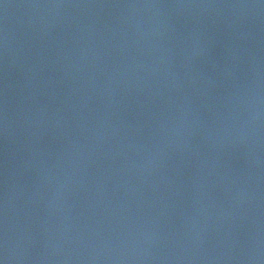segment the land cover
Returning <instances> with one entry per match:
<instances>
[{"label":"water","instance_id":"95a60500","mask_svg":"<svg viewBox=\"0 0 264 264\" xmlns=\"http://www.w3.org/2000/svg\"><path fill=\"white\" fill-rule=\"evenodd\" d=\"M0 264H264V0H0Z\"/></svg>","mask_w":264,"mask_h":264}]
</instances>
